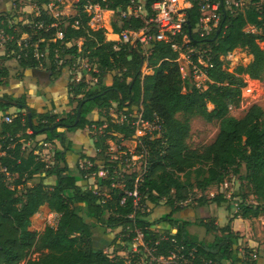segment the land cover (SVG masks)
<instances>
[{"label": "trees", "instance_id": "trees-1", "mask_svg": "<svg viewBox=\"0 0 264 264\" xmlns=\"http://www.w3.org/2000/svg\"><path fill=\"white\" fill-rule=\"evenodd\" d=\"M33 1L40 9L38 14L29 15L30 24L20 23L19 29H15L8 19L0 17V28L13 37L15 49H18L16 39L27 35L47 52L46 57L39 59L32 51L23 55L19 59L21 67H36L49 60L50 69L55 70L56 53L78 54V45L68 46L67 43L82 38V50L84 53L89 51L86 56L97 64L99 78L97 87L88 89L84 88L86 83L77 86L70 83V92L74 94L71 101L76 105L69 113L38 114L31 110L30 123L28 113L23 114L22 107L11 122L3 120L0 123V140L6 151L1 160L10 173L9 177H0V264H18L24 259L25 264H136L119 254L123 242L134 236L133 232L122 236L128 233V227L143 229L145 239L155 244V256L167 257L183 245L187 255L195 249L193 257L190 256L192 264H260L253 256L237 254L232 235H216L212 242H198L190 236L188 222H180L173 214L182 209L177 204L187 199L189 189L222 184L231 172L241 174L243 168V178L251 184L258 202L251 205L241 203L234 217L264 215V109L254 103L241 117L230 113V105L240 101L244 83L242 75L264 79V49L259 44L264 41V0H246L243 9L233 12L224 9L222 0L221 30L218 35L216 30L209 38H201L196 32L200 11L197 0H194L189 10L191 30L187 29L186 33L195 44L209 43L213 51V66L207 69L211 82L204 91L196 86L191 76L183 78L176 61L178 53L170 44L157 41L150 45L147 61L153 72L143 74V50L148 47L107 41L102 29L90 26L91 15L85 8L87 3L99 4L102 9L115 12L118 16V22L112 23L115 33L141 28L143 18L122 16L121 13L138 0H78L77 13L63 15L60 19L43 8L51 0ZM153 1L146 0L148 10ZM247 26L255 30H247ZM58 33L62 34L61 38L57 37ZM239 47L247 49L253 60L246 66L237 65L233 71L227 66L223 68L224 61L220 56ZM55 71L62 72L61 69ZM104 73L110 75L107 80L102 77ZM7 75L8 70L0 68V86ZM114 102L125 115L123 123H117L108 114L106 120L89 118V114L108 109ZM209 103L213 104L212 110L208 109ZM139 105L143 107L142 118L156 120L162 131L159 136L155 131V138L145 142L149 151L147 171L138 182L134 173L124 181L125 186L122 183L113 185L117 181L111 178L114 169L110 166L108 176L98 181L101 188L108 187L110 192L101 190V194L96 193L93 186H88L89 178L84 175L85 172L99 171L98 166L81 170L77 163L76 169L71 167L66 157L71 143L65 132L57 127L76 131L93 123L101 126L107 121L105 131L111 134L103 136V140L117 135L128 137L134 133V128L127 121L135 118L131 113ZM9 107L10 104L0 100L1 110L6 112ZM195 116H202L210 122L218 120L219 131L211 143L192 148L188 139L191 136L190 121ZM51 126L55 127L47 129ZM28 128L32 129L31 133L27 132ZM42 133H46L45 141L57 139L63 145V148L55 146L52 164L37 154L43 142L36 136ZM27 142L31 145H25ZM96 145L102 147L97 158L88 154L81 157H89L94 162L107 159L104 155L106 146L98 142ZM41 173L38 182L28 184ZM135 188L140 196L137 205L134 196L126 192ZM162 199L172 210L159 219H148V212L142 211L144 203L158 204ZM212 200L220 204L226 198L221 193ZM39 212L58 214L56 225H45L40 232L36 219ZM130 214H134L133 217ZM162 222L168 227L161 225ZM159 224L164 231L156 228ZM172 227L177 228L174 234L170 232ZM108 229H120L107 244V247L114 248L113 256L93 242L98 230L106 232ZM35 253L39 255L32 257ZM261 258L264 261L260 255Z\"/></svg>", "mask_w": 264, "mask_h": 264}, {"label": "rangeland", "instance_id": "rangeland-1", "mask_svg": "<svg viewBox=\"0 0 264 264\" xmlns=\"http://www.w3.org/2000/svg\"><path fill=\"white\" fill-rule=\"evenodd\" d=\"M233 1L237 2L239 0ZM241 1H243V6L241 7V9H243L247 2L246 0ZM77 2L78 0H51L50 3L44 5L43 8L46 9L48 13L52 14V16H55V18L60 19L63 15H75L77 13ZM143 4H146V0H138L134 4V8L137 10L139 8L141 9ZM39 9L40 8L35 4L33 0H0V17H5L6 19H8L9 24L14 25L15 29H19L20 23L30 24L29 15H33L35 13L38 14ZM95 10L98 11L99 15H101L94 20L96 27L102 25V28L100 29H102V31L104 32L107 41L116 40L118 37L109 29V22L110 20L111 24L115 20L118 22V16L115 15L114 11L112 12L108 9H104L101 11H99L98 9ZM56 24L57 23H55V25ZM119 24H121L120 21ZM246 29L252 31L255 30V28L252 26H247ZM57 37L61 38V33H58ZM24 38L30 39V37L27 35L19 37L18 39H16V45L20 41L22 42ZM12 40L13 37L6 34L3 29L0 28V54L2 52V49H4L5 55H9L5 57H15L17 60H19L18 56L16 55L19 47L18 49H15V44L12 42ZM73 44L78 45V54H59V52H57L55 70L61 69L63 73L67 72L69 74V82L74 86H77V84L86 83L87 85L84 87L85 89H88L90 87H97V81L99 78L97 64L91 61L88 56H86L89 51L87 53H84V51L82 50V38L74 39L71 42L67 43L68 46H72ZM259 44L264 49V41H259ZM9 47L12 48L9 50ZM220 58L224 61L223 68H226L227 66V69L229 71H233V69L239 64H243L245 66L249 64L253 60V55L249 53L247 49L239 47L231 52H228V54L226 55H221ZM47 62L48 66H51L49 60H47ZM182 65L183 64H181V66ZM188 70L189 68L185 67L181 72L184 74L187 73ZM151 73L152 69H148L145 74ZM8 75L4 79L5 82L7 81ZM242 76L244 78V83L241 85L240 101L238 104L230 105V113L236 117L243 116L246 110L254 103L259 104L264 109V79H252L248 74H243ZM102 77L107 80L110 75L109 73H104ZM194 80L196 86H198V88L202 91L206 90L211 82L207 74L201 75L200 78ZM4 84L1 87H3ZM72 98H74V94H72L71 99ZM74 104L76 105V102H74ZM208 109L212 110L213 104L209 103ZM95 112L96 113L94 114H89V118L93 121L100 119L106 120L105 115L107 116V114L111 117L112 120L116 121L117 123H123L125 121V115L121 113V110L118 108L117 103L115 102L108 109H103L102 111L96 110ZM142 114V105L134 107L131 115L137 116V119L133 118L127 121L128 125L134 128V133L128 137H125L124 135H117L113 139L107 138L106 140H103V136L106 137L107 134H111L104 129L105 127H107V121H105V123L102 124V127L98 128L97 130L89 129L90 125H87L84 129L80 130V134L88 136L91 141L88 149L91 152L89 154L93 157L97 158L102 150V147H98L96 145L97 142L103 143L106 146L104 155L107 157V159L100 161L99 159H96L99 162H94L93 167L95 165H98L99 167L101 166L102 169H105L108 176L109 168L110 166H112V168L114 169V176H112L111 178L117 181L113 182V185L122 183L123 186H125L124 181L134 173L136 175L139 174L142 180L144 174L140 175L143 172V169L141 173L139 171L140 163H144L145 161L146 166L147 162L149 161V151L146 147L145 142L147 139L155 138V131H157L158 136L162 133V131L160 130V124L157 123L156 120L152 125L145 127V125L142 124L138 119L142 117ZM190 129L191 136L188 139L190 147H200L204 144L211 143L215 139L219 131V121L213 120L210 122L205 120L202 116H195L191 118ZM59 131H64L67 137L72 138V140H75L76 142V133L73 134V137H70V133L66 131L63 126L60 127ZM43 147L41 149H43ZM47 150H49V154L47 155V157L50 156L48 164H52L54 161V148L52 146L50 149L47 148ZM82 158L84 157H80V159ZM139 158L141 159L139 160ZM74 164L75 163H71L70 166L75 168ZM242 170L243 171L241 174H233L231 172L228 178H226V181H224L222 184H214L206 189H200L196 186L189 189V191L187 192V199L177 204L182 209L178 212H175L173 216L179 218L180 222H182L183 220L185 222H188L187 230L190 236L195 238L198 242L209 243L214 240L216 235L229 234L233 237V248L239 256H253V258H256L260 261V264H264V261H261V259H259L260 252L264 250V215H261L259 217L241 218L239 220L238 226L234 222V220L236 219L234 215L240 209L241 203L244 202L251 205L257 204L258 202L257 197L253 193L251 184L243 178L245 171L243 168ZM88 174V178L94 179L97 177L98 171H90ZM39 179L40 176H36L34 180L29 181L28 184H34L38 182ZM91 181V183L90 181H88L87 184L88 186H93L94 190H97L99 192L103 190L102 192L105 193L110 192V189L108 187L101 188L97 179ZM126 192L129 194L132 193L127 190ZM221 193L224 194L226 201L218 204L213 201L212 198ZM139 198L136 199L138 203L140 201ZM123 201L124 199L122 200V202ZM171 210V206L166 202L165 199H162L158 204L146 201L144 203V210L142 211L148 212V219L155 220L161 218L164 213H168ZM183 212H188L190 213V215L186 217L185 214H182ZM58 217L59 215L54 212L37 213L36 219H38L39 221L38 224L40 225V232L43 230L45 225H56ZM160 224L165 225V223L163 222ZM160 224L158 226L156 225V228H160ZM160 229L164 231V229ZM176 230V227H172L170 232L174 234L176 233ZM111 232L113 236H116L118 234L117 233L115 235V233L118 232L117 230H112ZM129 235L130 231L126 235L122 236ZM132 241L134 240L130 239L129 241L123 242L124 247L123 250L119 252V254H122L129 260L135 261L136 264H155V262H152L146 252L133 254L130 251L133 248L132 244L130 245ZM118 243H120V241H118ZM250 244H252L254 247ZM105 251L108 252L111 256L114 255L113 247L105 248ZM194 251L195 249H192L188 254L189 263L190 261H192V258H190V256L193 257ZM254 253L256 254V256L253 255ZM38 255V253H35L32 255V257H36ZM262 256L264 258V255ZM25 262L26 259L22 260L18 264H25Z\"/></svg>", "mask_w": 264, "mask_h": 264}, {"label": "built area", "instance_id": "built-area-1", "mask_svg": "<svg viewBox=\"0 0 264 264\" xmlns=\"http://www.w3.org/2000/svg\"><path fill=\"white\" fill-rule=\"evenodd\" d=\"M200 16L197 23L196 32L199 33L201 38H209L212 34L219 28L222 11L221 5L222 0H197ZM194 0H154L150 5V10L147 9L146 4H143L142 8L135 9L129 7L127 10H121L122 16L134 15L136 17L143 18L144 25L139 29H124L120 33H115L113 27L110 29L111 32L117 34V39L114 40L117 44L121 43H132L134 47L137 44H142L144 47H148L143 50V55L145 59L143 61L141 71L143 74L147 70H151L148 67L147 58L151 53L150 45L153 42L161 41L170 44L171 48L178 53L176 61L179 62L180 71H183L185 67H188L189 70L187 73H182L183 78L191 76L194 79L200 78L201 75L207 74V69L213 66V51L209 43L205 44H195L192 37L187 34L186 30L188 28L189 19V10L193 7ZM225 10L235 11L236 9H241L243 6V1H233V0H224L223 3ZM86 10L89 15H91L90 26L95 29L102 28V25L96 27L94 20L98 18L99 11L102 9L99 4L87 3L85 5ZM107 10V9H106ZM113 12V10H111ZM95 12V15H94ZM55 17V16H54ZM101 19V18H100ZM111 23V20H110ZM191 24V23H190ZM62 35V34H61ZM19 47L17 51V56L20 59L23 55L27 56L31 51L34 57L42 58L47 56V52L41 50L38 43L31 41L29 38H24L23 41L17 44ZM181 64H183L181 66ZM137 119V116H135ZM13 117L11 115H6L4 120L6 122H11ZM145 127L155 123L154 121L145 120L142 117L138 118ZM139 122V123H140ZM106 125V124H105ZM98 124L93 123L89 126L91 130H97L101 128ZM139 127V126H138ZM106 128V127H105ZM104 128V129H105ZM4 144L0 140V177H9L10 173L7 170V167L3 164L1 157L6 153L4 149ZM38 156H42L41 151H37ZM39 157V158H40ZM135 157V156H132ZM131 157V158H132ZM42 158V157H41ZM44 159V158H42ZM133 159V158H132ZM141 158H139L140 160ZM46 159H44L45 161ZM131 160V159H130ZM133 161V160H132ZM126 163V162H125ZM144 163H140V173L143 169V172L140 175L145 174L147 171L148 162L145 166ZM94 161L88 157H84L78 160V167L81 170H88L92 168ZM89 172H85V178L89 177ZM135 180H141L139 174L136 175ZM136 182V183H137ZM96 193L101 194V192L94 190ZM134 196L135 205L138 204L137 200L139 194L137 189L131 193ZM140 200V198H139ZM130 217H133V214H130ZM130 231L134 233V236L131 238L132 249L130 250L133 254H139L141 252H146L152 262L159 263H174V264H192L191 261H188V255L184 251V246L181 245L178 247L177 251H173L171 255L164 257L163 255L155 256V244H151L150 241L145 239L144 232L139 227L129 228ZM126 235V234H125ZM254 256H256L254 254Z\"/></svg>", "mask_w": 264, "mask_h": 264}, {"label": "crops", "instance_id": "crops-1", "mask_svg": "<svg viewBox=\"0 0 264 264\" xmlns=\"http://www.w3.org/2000/svg\"><path fill=\"white\" fill-rule=\"evenodd\" d=\"M109 27V29L112 28V24L110 22ZM112 33L115 34L114 32ZM5 56L9 55H5L4 49H2V52L0 54V68H6L9 75L4 86H0V100L2 102L10 104V107L6 112L0 109V123L4 120L6 115L10 114L11 117H14L17 113H19V111H21L22 107L23 114H29V111L31 112V110H34L38 114L50 112L63 115L73 110L75 104L71 101L72 94L70 92L69 74L67 72L58 74L55 70L50 69V66H48V62L39 64L36 67L22 68L20 65V60H17L15 57L7 58ZM59 118H57V120ZM54 127L55 126H51L50 128ZM60 127H57L58 130L60 129ZM80 130L81 129H78L76 131H68L71 135L70 136L68 134L70 137H73V134L76 133V142L66 135L71 143L70 149L66 151V157L69 164L75 163V167L82 154L90 155L89 153H91L88 149L91 141L88 136L80 134ZM27 132L31 133L32 129L28 128ZM45 138L46 133H42L36 136V139L38 141H40L41 143L43 142V146L45 148L43 147V149H41V157H46L44 159H46L45 161L48 163L50 156L47 157V155L49 154V150H47V148L50 149L53 146V154H55V146L58 148H63V145L57 139L53 140V142H47L45 141ZM25 145L30 146L31 143L27 142ZM98 168L99 171L97 177L94 179L89 178L88 181H90V183L92 182L91 180L97 179L98 181H100L107 176L104 168L102 169L101 166H98ZM40 175H43V173L38 174V176ZM80 184H83V181H80ZM182 214H185L186 217L190 215V213L188 212H183ZM240 219L241 218L239 217L234 220L237 226ZM114 230H117L118 232L120 231V229ZM111 231L112 230L109 229L106 232H104L103 230H98V234L95 235L93 239L95 246L108 248L107 244L110 242L111 238L114 237ZM118 232H116L115 235ZM250 245L253 246L252 244ZM260 255L261 257H263L262 255H264V250L260 252ZM261 261H263L262 258Z\"/></svg>", "mask_w": 264, "mask_h": 264}, {"label": "water", "instance_id": "water-1", "mask_svg": "<svg viewBox=\"0 0 264 264\" xmlns=\"http://www.w3.org/2000/svg\"><path fill=\"white\" fill-rule=\"evenodd\" d=\"M188 28H189V30H191V24H190V21H188ZM220 28H218L217 29V35L219 34V32H220ZM80 114V108H79V110H78V115ZM28 116H29V122L31 123V121H32V117H31V112L29 111V114H28ZM48 128H50V127H47V129ZM44 129H46V128H44Z\"/></svg>", "mask_w": 264, "mask_h": 264}]
</instances>
